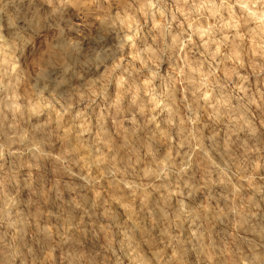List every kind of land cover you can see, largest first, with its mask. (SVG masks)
Instances as JSON below:
<instances>
[{
	"label": "clouds",
	"instance_id": "clouds-1",
	"mask_svg": "<svg viewBox=\"0 0 264 264\" xmlns=\"http://www.w3.org/2000/svg\"><path fill=\"white\" fill-rule=\"evenodd\" d=\"M0 264H264V0H0Z\"/></svg>",
	"mask_w": 264,
	"mask_h": 264
}]
</instances>
